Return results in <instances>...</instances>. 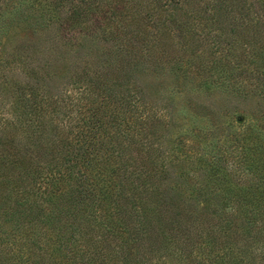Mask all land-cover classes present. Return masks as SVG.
<instances>
[{"label":"trees","instance_id":"obj_1","mask_svg":"<svg viewBox=\"0 0 264 264\" xmlns=\"http://www.w3.org/2000/svg\"><path fill=\"white\" fill-rule=\"evenodd\" d=\"M0 264H264V0H0Z\"/></svg>","mask_w":264,"mask_h":264},{"label":"rangeland","instance_id":"obj_2","mask_svg":"<svg viewBox=\"0 0 264 264\" xmlns=\"http://www.w3.org/2000/svg\"><path fill=\"white\" fill-rule=\"evenodd\" d=\"M166 84H167V86H168L169 83L167 82Z\"/></svg>","mask_w":264,"mask_h":264}]
</instances>
